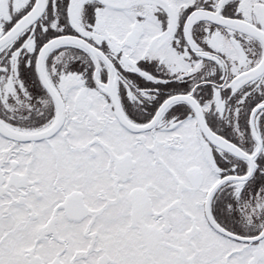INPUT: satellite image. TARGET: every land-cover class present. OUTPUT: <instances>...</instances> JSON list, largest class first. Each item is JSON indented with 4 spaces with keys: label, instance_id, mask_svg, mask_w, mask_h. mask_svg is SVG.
Returning <instances> with one entry per match:
<instances>
[{
    "label": "snow or ice",
    "instance_id": "6c2138e0",
    "mask_svg": "<svg viewBox=\"0 0 264 264\" xmlns=\"http://www.w3.org/2000/svg\"><path fill=\"white\" fill-rule=\"evenodd\" d=\"M0 264H264V0H0Z\"/></svg>",
    "mask_w": 264,
    "mask_h": 264
}]
</instances>
